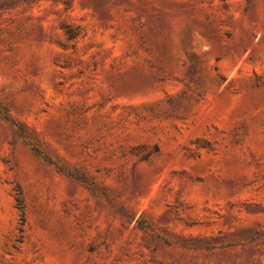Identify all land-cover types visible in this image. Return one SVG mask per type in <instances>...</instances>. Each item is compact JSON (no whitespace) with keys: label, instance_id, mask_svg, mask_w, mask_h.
<instances>
[{"label":"rangeland","instance_id":"rangeland-1","mask_svg":"<svg viewBox=\"0 0 264 264\" xmlns=\"http://www.w3.org/2000/svg\"><path fill=\"white\" fill-rule=\"evenodd\" d=\"M0 264H264V0H0Z\"/></svg>","mask_w":264,"mask_h":264},{"label":"trees","instance_id":"trees-1","mask_svg":"<svg viewBox=\"0 0 264 264\" xmlns=\"http://www.w3.org/2000/svg\"><path fill=\"white\" fill-rule=\"evenodd\" d=\"M76 37V35L75 36H72V38H75ZM198 249H205V248H207V247H201V246H196Z\"/></svg>","mask_w":264,"mask_h":264}]
</instances>
